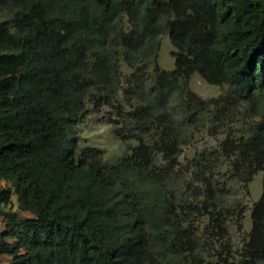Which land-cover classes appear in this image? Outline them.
<instances>
[{
	"label": "trees",
	"instance_id": "obj_1",
	"mask_svg": "<svg viewBox=\"0 0 264 264\" xmlns=\"http://www.w3.org/2000/svg\"><path fill=\"white\" fill-rule=\"evenodd\" d=\"M1 15L0 212L15 198L31 215L7 217L0 253L12 264H264V176L240 248L217 205L229 181L264 172V0H0ZM163 32L171 70L158 62ZM195 71L226 88L201 96ZM105 105L129 143L114 160L76 131ZM200 134L216 143L182 160Z\"/></svg>",
	"mask_w": 264,
	"mask_h": 264
},
{
	"label": "rangeland",
	"instance_id": "obj_2",
	"mask_svg": "<svg viewBox=\"0 0 264 264\" xmlns=\"http://www.w3.org/2000/svg\"><path fill=\"white\" fill-rule=\"evenodd\" d=\"M5 15H1L0 19H3ZM161 46L159 50L158 62L161 67L171 70L175 68V56L173 51L175 46L173 45L168 32H163L160 35ZM147 73L152 71L154 66L153 59L148 61ZM123 71L125 75H129L130 68L123 63ZM147 84V83H146ZM191 87L201 96L210 98L220 94L226 85L212 84L206 81L198 71H195L191 78ZM120 97L122 92L120 91ZM110 107L103 106L101 110H95L91 107L84 119L76 126V131L79 137V145L83 146H97L101 148L103 157L106 160H114L121 156L126 150L129 143H125L118 138L113 129L114 125L111 120V114L109 113ZM134 143V142H133ZM216 143L213 137L200 134L198 138L188 145L184 146V152L182 160L185 161V157H191L197 150H201L207 146ZM263 171H258L254 178L247 184H242L237 181H229L228 192L220 194L217 199V205L230 209L226 218V225L229 229L230 242L234 249L240 248L245 240L249 236V232L252 228L251 209L253 204L261 197L263 190ZM8 186V182L5 180L0 181V187ZM240 209H244V215L240 217L238 214ZM11 214H15L19 217L30 216L31 213L17 207L16 199L14 198L11 205L5 208V211L0 212V229L4 228L7 222V217ZM208 222V217L201 214H196L191 219V225L196 229L201 243L210 241L204 232V226ZM187 224V223H186ZM242 225V227H241ZM209 243V242H207ZM212 247V246H211ZM210 245L207 247H201L200 251L206 254L207 259L211 258L212 248ZM12 255L9 253H0V264H12Z\"/></svg>",
	"mask_w": 264,
	"mask_h": 264
}]
</instances>
